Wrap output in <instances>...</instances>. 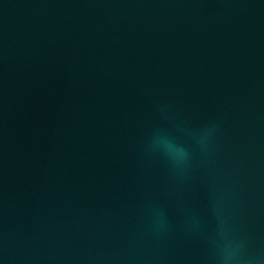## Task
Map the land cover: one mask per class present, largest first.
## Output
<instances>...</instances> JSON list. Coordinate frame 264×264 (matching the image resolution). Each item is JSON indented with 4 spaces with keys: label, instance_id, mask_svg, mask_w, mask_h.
Listing matches in <instances>:
<instances>
[{
    "label": "water",
    "instance_id": "95a60500",
    "mask_svg": "<svg viewBox=\"0 0 264 264\" xmlns=\"http://www.w3.org/2000/svg\"><path fill=\"white\" fill-rule=\"evenodd\" d=\"M0 264H264V0H0Z\"/></svg>",
    "mask_w": 264,
    "mask_h": 264
},
{
    "label": "clouds",
    "instance_id": "9594fccd",
    "mask_svg": "<svg viewBox=\"0 0 264 264\" xmlns=\"http://www.w3.org/2000/svg\"><path fill=\"white\" fill-rule=\"evenodd\" d=\"M157 143L163 147L165 154L173 163L179 164L187 160L188 152L184 147L177 145L164 136L158 137Z\"/></svg>",
    "mask_w": 264,
    "mask_h": 264
}]
</instances>
